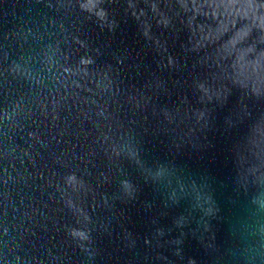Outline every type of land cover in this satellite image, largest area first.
Segmentation results:
<instances>
[{
  "label": "water",
  "instance_id": "obj_1",
  "mask_svg": "<svg viewBox=\"0 0 264 264\" xmlns=\"http://www.w3.org/2000/svg\"><path fill=\"white\" fill-rule=\"evenodd\" d=\"M0 264H264V0H0Z\"/></svg>",
  "mask_w": 264,
  "mask_h": 264
}]
</instances>
